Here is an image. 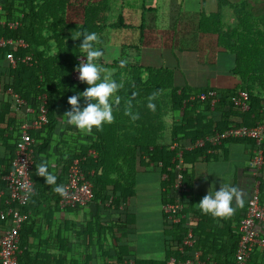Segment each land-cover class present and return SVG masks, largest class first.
Segmentation results:
<instances>
[{
  "label": "trees",
  "instance_id": "1",
  "mask_svg": "<svg viewBox=\"0 0 264 264\" xmlns=\"http://www.w3.org/2000/svg\"><path fill=\"white\" fill-rule=\"evenodd\" d=\"M154 1L141 0L140 15L134 22L122 10L112 11L111 0H0V17L19 21L16 28L1 25L0 36L26 42L25 46L13 42L0 47V191H6L3 176L11 170L20 141V125L33 118L27 119L23 113L16 115L15 109L22 112L24 106L14 108V99L7 89L22 96L25 106L34 110L39 104L36 95L44 92L48 108L47 122L38 130L28 129L34 140L33 192L25 204L15 205L26 214L19 230V264H104L109 260L122 262L128 257H133L135 264H178L187 258L205 264H235L239 220L243 215L232 223L234 214L215 217L201 212L193 204L191 174L186 170L183 180L188 191L178 194L173 188L172 158L177 148H183L184 165L194 164L209 147L186 149L196 138L231 126L264 122V0H196L191 13L183 9L184 0H167L168 8L163 4L154 6ZM90 32L99 37L94 46L102 51L97 60L104 69L102 76L108 75L119 85L110 97L113 118L87 132L76 128L84 142L64 146L68 150L59 154L61 174L56 175V183H49L45 173L37 174L41 166L47 168L41 154H45L54 129L55 112L70 109L67 98L87 87L72 78V73L74 66L85 59L79 44L81 37ZM190 33L191 38L187 37ZM156 35H160L159 41L155 40ZM204 36L213 38L201 40ZM206 43H214L208 49V60L201 56ZM9 54L15 58L13 66ZM27 55L30 60L26 63L21 58ZM225 56L231 63L224 74L232 76L234 82L214 84L215 60ZM210 90L216 96L212 106L208 98H199L200 93ZM241 90L248 94L247 109L233 101ZM80 103H85L83 97ZM244 140L253 146L254 156L257 146L251 138L227 139L221 145ZM174 143L177 147L170 148ZM73 156L84 157L81 167L92 182L91 201L96 203L90 212L92 219L74 231L82 232V237H93L97 247L80 257L67 256L70 249H63L62 254H48L46 249L34 252L28 248L27 240L38 231L36 216L43 213L47 220L58 208L63 178ZM152 172H157L161 181L162 257L139 259L120 247L105 251L101 238L122 229L125 221L121 220L130 216V197L136 193L139 176ZM163 173L167 177L162 179ZM256 177L262 193L263 179L260 174ZM3 199L0 195V205ZM175 201L183 203L184 218L177 223L169 220L162 209L163 204ZM187 219L194 242L180 248ZM10 226V218L0 219V235ZM66 230L72 232L73 224ZM257 247L264 254V247L256 246L247 264H255L251 259ZM99 257L103 260L99 261ZM170 257L175 261L168 263Z\"/></svg>",
  "mask_w": 264,
  "mask_h": 264
},
{
  "label": "crops",
  "instance_id": "2",
  "mask_svg": "<svg viewBox=\"0 0 264 264\" xmlns=\"http://www.w3.org/2000/svg\"><path fill=\"white\" fill-rule=\"evenodd\" d=\"M167 3V0H155L153 5L160 7V5L163 4L166 8H168ZM128 6L129 10L133 11L134 13V18L131 19V21L136 22L140 15L139 0H137L135 4H129ZM191 36L192 33H190L187 37L191 38ZM205 38L206 37H204V39L201 38V40H205ZM220 76L221 75L217 74L213 77L214 84L218 83L219 81L224 83L234 82L233 77L232 79H228L226 77H222L221 79H219ZM222 79H224V81H221ZM21 110L22 112H19L15 109L16 115H20L22 113L24 115L26 114L28 117L27 119L31 118L32 116L34 117L35 115V112H33L32 114L31 112H27L26 110H24V108H22ZM67 110V108H63L55 112L56 120L53 127L54 129L52 130L51 137L49 138L50 140L49 142H47V145L45 147V154H41V156L46 160L47 167L44 176L46 177L49 174L53 175L55 177V183L57 182L56 175L61 174L60 165H62V163L59 154L64 153L66 150H68V148H65L64 146H78L84 142V139L80 134V130H77L74 125L68 124L66 119L62 117L63 113ZM215 132L216 131H214L213 133ZM41 137H43V139L46 137L45 131L42 132ZM206 146H209L207 147V152H209V154L206 152L194 164L188 162L187 165H185L186 171L191 174L190 183L192 185L193 204L198 206L197 203L206 194L210 184L215 189L218 187L220 180H226L233 186H236L242 193L244 198L243 206L235 204V201L233 202V223L235 222L237 217H239L240 215H244L248 199L251 197L252 192L254 191L255 183L258 182L256 175L258 176L260 174V177H262L263 179L261 184L263 194L260 192L259 185V201L260 204L264 207V161L262 165L257 169V172L254 173V169L256 168L253 163V146L251 145V143L247 140H244L229 141L224 145L206 144ZM210 146H214L215 149ZM39 169L40 168L37 169V174H39ZM65 176L64 178L62 177L64 179V182L66 179ZM142 181L144 185L147 184L148 189L146 193L139 192V189L137 188L138 185L142 183ZM160 182L161 181L157 172H152L144 175L141 174L139 176V180L136 186V193L134 196L130 197V209H128L130 216H125L122 218L121 221H125V223L124 225H121L122 229L117 231L116 234L109 233L101 238V243L103 244L105 251H112L113 249H118L120 247V249L127 250L128 253H132L136 258L139 259L162 257V241L164 234L161 222L162 213L160 203ZM2 191H0V195L4 197V199L3 204H1L0 206L5 205V198L7 196L6 191ZM261 194L263 195V197H261ZM155 197L158 201L157 207H153L149 214L139 211V207L145 206V203L149 204V202L154 200ZM89 203L82 208L72 210L68 208H61L58 205V208L53 212V214H50L51 218L47 220L46 217L42 215L43 213L38 214V216H36V227L38 226V231L34 236L30 235L28 237V248L30 250H33L34 252L46 249L48 251V254H52L54 252L62 254L63 249H70L69 251L71 252L65 254L67 256L72 255L74 257H80L82 254L94 250L97 245L93 237L90 239L85 235H83L82 237V232L74 231L76 227L78 229H81L87 221L92 219L90 212L94 209L96 203L93 201ZM137 214H139L140 216H138ZM49 223L50 225H48ZM71 223L73 224V231L69 232L68 230H66V228H68ZM56 228H59L58 232H56ZM123 231H125L126 234H124ZM220 232L222 233V230ZM259 232L261 235H264V231L262 228L259 230ZM127 233L133 234L130 235ZM252 257L253 259H251V262H255V264H264V254L259 252V248L253 253ZM102 260L103 258L99 259V261Z\"/></svg>",
  "mask_w": 264,
  "mask_h": 264
},
{
  "label": "built area",
  "instance_id": "3",
  "mask_svg": "<svg viewBox=\"0 0 264 264\" xmlns=\"http://www.w3.org/2000/svg\"><path fill=\"white\" fill-rule=\"evenodd\" d=\"M1 9V5H0ZM19 24L17 18L7 19L0 17V26L7 25L10 28H16ZM17 43L18 45L25 46L26 42L22 39H12L0 36V47L7 44ZM8 60L13 66L15 64V58L12 54L8 55ZM22 61L28 62L30 56L27 55L21 58ZM72 78L78 79V72L73 71ZM13 99V107L24 106L27 112H35L34 117L30 121H23L20 125L21 134L20 141L16 147L14 157L11 162V170L3 176V180L6 182V198L5 205L0 206V219L10 218L11 226L6 228L0 235V264H19L18 255L19 249V230L26 218V214L21 213L15 205L25 204L30 194L33 192V180L31 178V172L33 170V143L34 140L28 133L29 128L36 130L40 129L43 124L47 122V95L46 93H39L36 95V100L39 101L37 109L34 110L30 105L25 106V99L19 94L12 91L11 88L7 89ZM200 99H209L211 106L216 101L215 91L210 90L207 93H200ZM248 94L246 91H238L234 96V103L239 105L242 109L248 108ZM237 138H251L256 144V152L253 156V163L256 169L262 165L264 161V122H256L253 125H238L225 128L221 131H216L213 134H207L203 137L196 138L191 144L185 146L186 149L201 148L206 144L219 145L227 139ZM177 144L174 143L170 148L175 149ZM92 152V151H90ZM93 153V152H92ZM183 148H177L172 162L175 168V177L173 182V188L178 194H185L188 191V185L183 180L184 171L186 166L183 161ZM84 157H73L68 164L66 171V179L63 184L61 196L58 204L61 208L66 207H84L92 199V182L86 176V173L81 167V160ZM160 164V163H159ZM170 169V168H169ZM92 173V170L90 171ZM167 174L163 173L161 178H166ZM3 192V191H2ZM1 192V193H2ZM183 203L180 201L167 202L162 205V209L168 215V219L174 223L180 222L184 218L182 213ZM188 228L182 240V245L190 246L194 242L193 231L190 223V219H187ZM264 231V207L259 201V185L255 183L254 191L251 197L248 199L247 207L244 215L239 220L238 227V241L237 247L234 253L235 264H247L248 257L252 250L256 247H264V235H261L259 230ZM175 258L170 257L169 262H174ZM104 264H135L133 258H125L122 262L116 260H109ZM178 264H205L201 260H193L187 258L184 263Z\"/></svg>",
  "mask_w": 264,
  "mask_h": 264
},
{
  "label": "clouds",
  "instance_id": "4",
  "mask_svg": "<svg viewBox=\"0 0 264 264\" xmlns=\"http://www.w3.org/2000/svg\"><path fill=\"white\" fill-rule=\"evenodd\" d=\"M99 37L95 32L84 34L81 37L80 47L82 55L85 57L81 62L74 66L78 72V79L86 83L87 87L83 91H77L67 98V103L71 106L62 115L67 123L76 128L90 131L93 126L100 127L102 123L111 122L112 105L110 97L117 91L119 85L116 81L103 75V67L97 63L102 55V51L94 46V42ZM123 63V61L121 62ZM83 97L85 103L81 105L80 98ZM118 101L119 97H115ZM45 173V167L41 166L39 174ZM49 183L54 182L55 177L51 174L46 176ZM243 206L244 198L236 186L228 181H219L217 188L209 185L208 191L197 203L201 212L211 214L215 217H229L234 212L233 202Z\"/></svg>",
  "mask_w": 264,
  "mask_h": 264
},
{
  "label": "rangeland",
  "instance_id": "5",
  "mask_svg": "<svg viewBox=\"0 0 264 264\" xmlns=\"http://www.w3.org/2000/svg\"><path fill=\"white\" fill-rule=\"evenodd\" d=\"M137 0H111V4L109 3V7H110V9L113 11V10H122L123 11V13H124V15H126L127 16V18L129 19V20H131V19H133L134 18V13H133V11H131V10H129V4H135V2H136ZM195 1L196 0H184V3H183V9L184 10H187V11H190V13L191 12H193L194 11V9L192 8L193 7V5H194V3H195ZM122 2H123V4H122ZM141 2V0H139V3ZM252 3H253V0L251 1ZM185 7V8H184ZM204 37H206L205 38V40L206 41H208V37L207 36H204ZM211 38H213L212 36H210ZM161 38H160V35H156V38H155V40H160ZM204 39V38H203ZM210 40H213V39H210ZM207 45H204V48L201 50V56L203 57V58H205L206 57V60H208L209 59V57H208V49H210L209 47H212V46H214V43H206ZM203 52V53H202ZM189 62V61H188ZM228 63H231V59L230 58H226V56H225V58H223V57H218V58H216V60H215V64H216V74H218V73H223V75H221L220 77H219V79H221L222 77L224 78V77H226V78H228V79H232V76H229V75H227V76H225L226 74H224L225 73V69L228 67ZM182 68V67H181ZM182 70H183V72L185 73L186 71H184V69L182 68ZM216 74H214V75H216ZM216 80V79H215ZM214 81V80H213ZM221 81H224V79H222ZM147 183V182H146ZM138 189H139V192H142V193H146V191H147V184L146 185H144V183H143V181H142V183L141 184H139L138 185V187H137ZM141 193V194H142ZM141 196V195H140ZM145 200V199H144ZM153 202V203H152ZM146 205L145 206H143V207H139V211H142L143 213H150L151 212V210L153 209V207H157V205H158V201H157V198L155 197V199L154 200H152V201H150L149 202V204L148 203H145ZM147 210H149V211H147ZM141 212V213H142ZM142 213V214H143ZM138 216H140L139 214H137Z\"/></svg>",
  "mask_w": 264,
  "mask_h": 264
}]
</instances>
